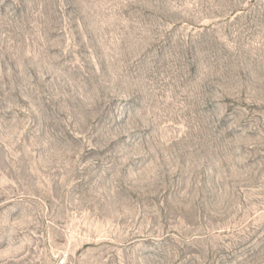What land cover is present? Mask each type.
I'll list each match as a JSON object with an SVG mask.
<instances>
[{
	"label": "rangeland",
	"instance_id": "obj_1",
	"mask_svg": "<svg viewBox=\"0 0 264 264\" xmlns=\"http://www.w3.org/2000/svg\"><path fill=\"white\" fill-rule=\"evenodd\" d=\"M0 264H264V0H0Z\"/></svg>",
	"mask_w": 264,
	"mask_h": 264
}]
</instances>
